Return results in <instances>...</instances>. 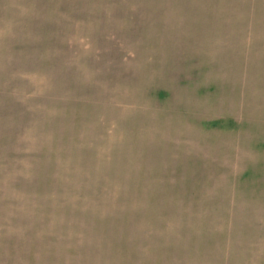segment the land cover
I'll use <instances>...</instances> for the list:
<instances>
[{"label": "rangeland", "instance_id": "obj_1", "mask_svg": "<svg viewBox=\"0 0 264 264\" xmlns=\"http://www.w3.org/2000/svg\"><path fill=\"white\" fill-rule=\"evenodd\" d=\"M0 264H264V0H0Z\"/></svg>", "mask_w": 264, "mask_h": 264}]
</instances>
